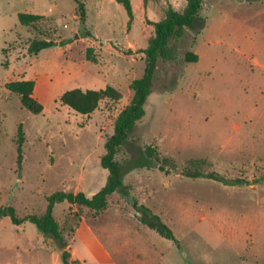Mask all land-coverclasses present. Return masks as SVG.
<instances>
[{
	"label": "rangeland",
	"instance_id": "obj_1",
	"mask_svg": "<svg viewBox=\"0 0 264 264\" xmlns=\"http://www.w3.org/2000/svg\"><path fill=\"white\" fill-rule=\"evenodd\" d=\"M187 3L132 0L131 20L117 0H0V209L43 214L57 190L91 196L105 185V143L134 96L132 82L145 72L154 22ZM20 12L43 18L22 25ZM200 14L205 25L196 39L188 32L176 42L175 59L159 61L134 143L117 154L124 161L131 147L155 146L176 164L175 171L142 167L123 178L175 238L142 223L119 191L102 211L58 202L53 215L62 224L70 211L80 217L69 246L76 264H264V0H205ZM35 39L55 43L31 53ZM190 50L198 61H185ZM16 80H34L41 113L6 87ZM107 85L122 97L104 99L90 114L61 101L69 89ZM196 159L223 179L249 182L182 174L180 168ZM0 264L64 263L36 224L16 225L4 216Z\"/></svg>",
	"mask_w": 264,
	"mask_h": 264
},
{
	"label": "trees",
	"instance_id": "obj_2",
	"mask_svg": "<svg viewBox=\"0 0 264 264\" xmlns=\"http://www.w3.org/2000/svg\"><path fill=\"white\" fill-rule=\"evenodd\" d=\"M121 3L132 20L134 17L132 0H117ZM205 0H188L187 6L183 11H178L172 7L167 10L166 16L154 22L155 34L149 40L144 49L146 57V68L142 77L132 82L134 96L131 102L119 113L114 127V133L108 137L105 143L106 151L101 158V163L108 170V178L105 185L96 193L89 196L83 191L73 192L66 190H57L48 196V205L45 213H28L19 216L12 205L4 206L0 209V218L10 216L13 223L21 225L30 221L38 227L42 234L52 240V246L59 251L64 264H76L78 260L71 259L72 253L69 249L72 234L75 232L76 225L80 221L77 213L71 211L62 224L53 215V209L56 203L68 201L71 204L84 205L96 211L105 210L109 204V196L119 191L126 199L131 201L137 211L142 223L155 229L161 235L167 238H175L173 230L162 219V217L153 212L150 207L139 203L138 199L132 194L130 186L123 181L124 175L129 171L142 168L157 166L161 170L169 172L178 170L176 164L168 157L161 156L158 148L155 146L140 147L138 150H132L131 155L124 161L117 159V154L127 143H134L138 121L145 115V104L152 93L157 78V70L161 59L174 60L176 42L180 41L190 32L196 39L205 25V18L200 14V10ZM80 2V1H79ZM80 10L85 16L84 3L80 2ZM43 18L41 14L20 12L19 20L22 25H31ZM130 20V21H131ZM54 41L46 39H35L29 46L31 53H37L41 49L54 45ZM199 56L190 50L185 54L186 62L198 61ZM6 87L13 93L20 96L23 106L33 113H41L44 109L43 103L34 96V80H16L6 83ZM122 93L112 85H107L100 89H82L80 87L72 88L61 95V101L70 106L75 111L82 114H90L96 110L100 103L107 98L118 100ZM132 140V141H131ZM25 133L23 125L17 138L18 161L23 160V143ZM131 141V142H130ZM128 146H131L130 144ZM204 160H191L187 166L180 168L182 174L190 177H205L216 180H223L230 184H244L249 180L245 178H236L226 180L220 177L216 171H207L204 169ZM139 264V263H134Z\"/></svg>",
	"mask_w": 264,
	"mask_h": 264
},
{
	"label": "water",
	"instance_id": "obj_3",
	"mask_svg": "<svg viewBox=\"0 0 264 264\" xmlns=\"http://www.w3.org/2000/svg\"><path fill=\"white\" fill-rule=\"evenodd\" d=\"M50 242L52 241L51 239H48Z\"/></svg>",
	"mask_w": 264,
	"mask_h": 264
},
{
	"label": "crops",
	"instance_id": "obj_4",
	"mask_svg": "<svg viewBox=\"0 0 264 264\" xmlns=\"http://www.w3.org/2000/svg\"><path fill=\"white\" fill-rule=\"evenodd\" d=\"M44 236V235H43ZM45 237V236H44ZM70 249V248H69Z\"/></svg>",
	"mask_w": 264,
	"mask_h": 264
}]
</instances>
